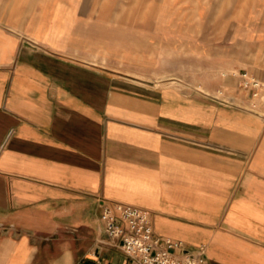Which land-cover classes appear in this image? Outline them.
Here are the masks:
<instances>
[{
  "label": "crops",
  "instance_id": "1",
  "mask_svg": "<svg viewBox=\"0 0 264 264\" xmlns=\"http://www.w3.org/2000/svg\"><path fill=\"white\" fill-rule=\"evenodd\" d=\"M250 1L0 0V264H129L104 201L148 208L156 234L204 246L205 264H264V103L241 107V67L264 77V58L244 59L246 43L264 50ZM150 2L157 34L177 37L182 4H221L236 96L101 63L118 35L149 33Z\"/></svg>",
  "mask_w": 264,
  "mask_h": 264
},
{
  "label": "rangeland",
  "instance_id": "2",
  "mask_svg": "<svg viewBox=\"0 0 264 264\" xmlns=\"http://www.w3.org/2000/svg\"><path fill=\"white\" fill-rule=\"evenodd\" d=\"M148 5L150 12L149 33L145 35L133 32L132 35H118L120 39H123V42L116 43L113 46L114 51L102 52V64L110 65L112 70L139 79L169 82L179 81L177 79L179 77H191L198 79L199 82L201 80L204 82L193 84L198 89L204 90L205 86L210 85L214 93L223 89V91L232 92L233 96H236L237 92H240L238 91V83L227 78L231 76L230 74H235L236 69L240 68H235L234 71V68L227 67L226 58L221 55L220 49L215 47V44L227 43L230 38L222 35L226 18L223 17L225 13H221V4H213L209 10H206L207 4L204 2L182 4L181 17L177 20L181 28V35L178 37L171 33L157 34V29L160 27L159 22L163 20L155 18L157 3L150 2ZM244 7L245 12L261 15L264 20V2L252 0L246 3ZM236 9V3H229L225 10H229L228 13H230ZM167 22L166 26L172 27V20ZM211 44H213V52L211 51ZM109 55L113 57V60L106 59ZM255 57L264 58V50L254 49L252 44L246 43L245 62L251 61ZM230 69L231 71L228 73L227 70ZM258 69L264 71V67ZM240 70L241 73L253 74L254 68L246 65ZM184 84L188 85L187 83ZM238 96L246 97L243 93L238 94ZM232 104L236 106L238 103H234L233 100Z\"/></svg>",
  "mask_w": 264,
  "mask_h": 264
},
{
  "label": "built area",
  "instance_id": "3",
  "mask_svg": "<svg viewBox=\"0 0 264 264\" xmlns=\"http://www.w3.org/2000/svg\"><path fill=\"white\" fill-rule=\"evenodd\" d=\"M240 78V87L250 97V103L241 107L257 111L264 103V78L248 72H242ZM219 100L232 102L225 97ZM101 220L109 238L130 258L129 264H205L204 246L187 250L182 242L156 234L148 208L122 201H104Z\"/></svg>",
  "mask_w": 264,
  "mask_h": 264
}]
</instances>
